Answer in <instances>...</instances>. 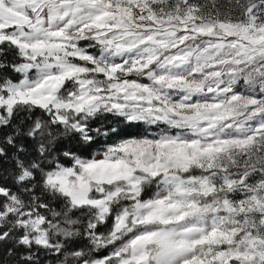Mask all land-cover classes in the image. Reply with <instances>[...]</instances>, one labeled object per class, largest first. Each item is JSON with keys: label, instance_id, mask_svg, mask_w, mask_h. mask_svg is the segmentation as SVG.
<instances>
[{"label": "snow or ice", "instance_id": "obj_1", "mask_svg": "<svg viewBox=\"0 0 264 264\" xmlns=\"http://www.w3.org/2000/svg\"><path fill=\"white\" fill-rule=\"evenodd\" d=\"M0 264H264V0H0Z\"/></svg>", "mask_w": 264, "mask_h": 264}]
</instances>
